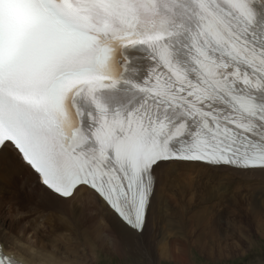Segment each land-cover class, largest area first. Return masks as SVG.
Listing matches in <instances>:
<instances>
[{"label": "snow or ice", "instance_id": "obj_1", "mask_svg": "<svg viewBox=\"0 0 264 264\" xmlns=\"http://www.w3.org/2000/svg\"><path fill=\"white\" fill-rule=\"evenodd\" d=\"M121 85L136 103L105 102ZM13 164L34 196L0 209L83 202L147 257L180 173L220 174L222 191L264 180V0H0V169ZM9 250L34 261L0 226V264H22Z\"/></svg>", "mask_w": 264, "mask_h": 264}, {"label": "bare ground", "instance_id": "obj_2", "mask_svg": "<svg viewBox=\"0 0 264 264\" xmlns=\"http://www.w3.org/2000/svg\"><path fill=\"white\" fill-rule=\"evenodd\" d=\"M219 175L191 170L180 173L166 183L148 238L151 253L147 257L126 248V233L108 215L86 206L83 202L73 204L68 215L46 211L39 203L24 214L17 205L9 202L5 208L0 209V217L5 218L0 226L23 230L24 239L27 240L34 257V261L28 264H113L108 257L116 259L114 255H118L120 259L125 256L139 259L142 257L138 264H161L166 261L191 264L194 249L207 250L214 242L212 237L207 236L204 239L203 235L191 241L193 235L187 232L191 223L196 224V228L204 225L211 203L212 209L222 202H230L232 208L241 203L256 225L264 219V180L230 178L226 185L227 190L222 191L215 184V178ZM209 177L213 179L210 180ZM240 184L246 192L235 186ZM12 195L21 197L25 203L31 202L34 196L25 189L23 168L14 164L0 169V200ZM248 199L250 201L245 204ZM194 207L195 210H200L192 212ZM230 221L232 220L229 218L228 223ZM174 227L179 229V235L171 237L169 234ZM260 230H263V226ZM261 234L264 235V232ZM201 237L203 245L200 244ZM81 242L85 243L81 245ZM198 254L201 255L199 252ZM6 255L20 259L22 264L25 261L24 256L14 250H9ZM102 255H105L108 263H103ZM219 257H223L222 253Z\"/></svg>", "mask_w": 264, "mask_h": 264}, {"label": "rangeland", "instance_id": "obj_3", "mask_svg": "<svg viewBox=\"0 0 264 264\" xmlns=\"http://www.w3.org/2000/svg\"><path fill=\"white\" fill-rule=\"evenodd\" d=\"M235 186L240 189L242 188V191L246 192L242 184ZM249 201L250 199L246 200L245 204ZM242 205L239 203L237 207L232 208L230 202H222L218 207L212 209L211 203V210H209L210 212L207 214L204 225L201 224V226L197 228L196 224L191 223V225H189L187 232L193 235L191 241H194L199 235H203L204 239L207 236L212 237L214 241L211 247L207 249L210 251L209 253L207 250L194 249L192 253L193 261L191 264H264V237H262L263 234H261V232H264V219L262 218L263 223L261 222L256 225L253 221V217L251 218L249 213H246V207H242ZM204 206L205 204L202 208H204ZM194 210L195 207L192 209V212ZM229 218L232 221L228 223ZM203 219L204 217L199 221ZM262 226L263 230H260ZM178 235L179 229L177 227H174L173 230L171 229L169 236L175 237ZM203 237L200 238L201 245H203L201 241ZM83 243L85 242H81V245ZM83 247L87 248V245ZM198 252L201 253V255H199ZM220 253H222V258L219 257ZM102 256H104L103 258L101 257L103 263H108L105 255ZM114 256L116 259H114V257H108V260L112 259L111 261L113 264H118L119 262H121V264H138L142 260V257L139 259L125 256L123 259H120L118 255ZM217 259H221V261ZM161 264L174 263L166 261Z\"/></svg>", "mask_w": 264, "mask_h": 264}]
</instances>
